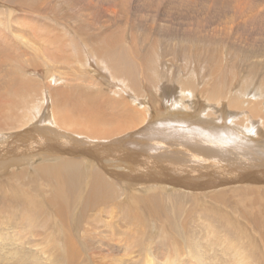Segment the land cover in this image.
<instances>
[{"label":"bare ground","instance_id":"1","mask_svg":"<svg viewBox=\"0 0 264 264\" xmlns=\"http://www.w3.org/2000/svg\"><path fill=\"white\" fill-rule=\"evenodd\" d=\"M29 2L30 6L35 5L34 10L40 11L42 9L40 6L42 2L40 4L36 0H29ZM64 4H67V1L55 0L57 10H54L52 6L49 7L54 13L51 16L52 20L58 22L61 19L58 13L66 8ZM3 13L0 15H4ZM6 16L8 17V15ZM5 23L0 19V41L7 31L11 33V35L9 34L11 39L3 40V42L7 45V51L8 49L11 50L10 53H5L4 62L8 60L13 62L12 64L10 62L11 65H9L13 80L11 83L9 82L10 86L6 88L5 92L0 94V96L3 95L0 98V164L7 163L1 158L2 155L5 157L13 156L20 163L14 168L8 169L6 167L3 172H0L2 174L0 177V264H46L43 262L45 260H48L49 264H78L79 259L76 258L87 249L89 252L94 250L106 251L112 257V264H129L130 259L127 256L135 254V251L139 247H143L144 244L153 245L158 254H179L186 249L190 254H196L193 243L196 238V240L202 239L222 243L223 250L221 252L239 254L240 264H253L244 254H254L253 258H260V254H264V160H262L264 157H258L261 158L260 161L262 160L263 166H260L262 163L259 162L256 165L247 164L251 168H259L257 170L260 173L257 170V172L238 170L235 173H238L236 180L240 182V186L228 187L229 184L227 185L225 180L219 183L217 181L218 184L215 185V188L218 186L220 188L214 189L209 195H206L208 193L206 189L213 186L212 184L202 181L192 182L194 184H189L183 180L175 181L180 178L167 170L166 167L170 169L169 166L160 165L157 161H163L162 157L147 155L145 151H140L141 154L137 152L139 157L129 158L128 153H124L122 148L142 149L140 142L142 138L139 135L143 131L147 132V124L138 126L139 129H134L137 126L128 129L126 124L127 127H124V131L126 128L131 130L127 133L129 143L126 142L128 140L121 139V137L112 139L114 134L120 132L118 130L110 131L108 124L116 121L117 117L111 116L106 125L96 127V113H101L103 103L90 93L78 91V86L72 90L85 97L79 100L85 104V107L74 100L71 94L52 86V80L48 81L47 88L51 90L53 96L51 102L53 112L42 114L43 117L38 118L37 114L33 112L35 108L33 96L37 84L43 83L39 78V76L43 77V71L38 68L39 63L45 58L51 61L60 58L51 53L52 50L49 51L48 46L59 45L61 48V42L69 41L70 37L63 40L64 36L62 37L58 32L52 34L53 26L52 28H44L42 32L34 33V28L27 24L21 26V29L26 30L24 32L22 30L14 31L9 28L11 24L6 26ZM105 25L108 24L105 23ZM75 33L80 44H83L87 49L86 54L89 55L88 58L87 55L83 58L73 52L70 55L76 62L83 63L90 60L97 63L105 62L112 69L110 72L113 76L127 78L126 80L133 88L136 84L134 80L135 69L137 68L138 71V66H140L143 72L147 68V64L150 66L147 59L143 62L142 54L138 52L141 47H138L136 40H132L133 45L131 42L128 48L122 45L119 47V43L117 44L119 48L113 46L117 41L123 39L126 42L127 30H121L118 34H106L105 36H111L110 38L105 37L106 44L101 40L104 38L103 34L99 38L98 35L93 36V33L92 36L78 31ZM140 38L143 39L142 36ZM180 38L184 40H178V43L173 41L175 44H172V40L168 39L164 40V43L159 41L158 44L161 43L160 45L157 47L153 45L152 47L162 52L164 57L168 54L172 56L173 60H181L183 62L181 69L188 71V73H194L191 76L193 78L192 83L187 81L184 83V87L182 86L183 90H190L193 83L204 80L206 71L212 72L213 60L221 58L219 53L214 50V46L203 41L205 39L200 41L189 37L187 39ZM73 39H76V36ZM99 42H103L102 44L108 47L99 45ZM218 42L214 43L219 45ZM67 46H70L68 42L65 47L63 45L62 49L67 48ZM159 47L161 49H157ZM185 47H192L193 50H185ZM59 51L63 53V50ZM190 54L193 55V60L188 61L187 58ZM70 55L69 57H71ZM131 56L141 57L137 61ZM2 58L3 56L0 61ZM242 58L246 65L247 62H250L248 53L243 54ZM65 60H68V57ZM192 62L197 65L192 64L191 66ZM221 62L223 61L221 60ZM23 64H28L31 67L27 68ZM0 65L2 64L0 63ZM252 68H256V66L248 63L247 69ZM261 69L264 72V65ZM24 71L29 75L32 74L33 77L27 78ZM220 76L225 77L228 81H224V78H218L219 84L212 93L215 96L221 94H219V87H223L225 82L229 83L231 89L234 87L227 75L220 74ZM184 80L181 81L184 82ZM262 81H264V77L255 78L254 75L242 74L234 82L240 83L241 87L239 86L238 93L243 92L242 94L245 95L246 87L252 88V85H256L257 90L264 94ZM156 98L151 99L154 109L156 103L159 102ZM234 102L236 104L237 100L234 99ZM244 105L246 104L244 103ZM68 107L81 110L80 116L75 120L77 128L71 124L73 121L70 116L62 111L63 108L65 110ZM240 108L241 111L244 109L241 106ZM20 110L22 113L19 112ZM168 110L167 108L164 109L159 116L162 118L170 115L171 111ZM225 110L219 109L222 122H226L223 120L226 117L224 116ZM253 111H244L247 113L245 116L252 117L261 113L258 114V111L253 115ZM176 114L180 115V112ZM139 116L140 113L137 111L136 117H133V122H138L137 118L140 119L141 117ZM182 116L183 112L178 117ZM261 116L244 126L248 129L254 127L256 129L259 121L264 119ZM154 118L157 119L155 114L149 117L152 120ZM237 120L239 121L238 118ZM18 123H22L21 126H19L20 124L17 125ZM117 125L119 126V124ZM126 125L124 124V126ZM230 127L232 126L230 125ZM70 128L77 129L78 134L76 135L82 136L88 142L81 144L70 140L72 134L69 133L71 132ZM94 139L100 141L91 144L92 147H87ZM56 141L64 142L68 148L66 150L50 148V145ZM214 144L216 143L214 142ZM9 148L11 149L8 150ZM40 149H44L48 153L46 158L41 160L44 163L31 164L38 156L34 153ZM242 152L244 153V151ZM17 154H25V157H17ZM239 155L237 154L236 158L241 159ZM245 155H247L246 152ZM256 155L258 156V154ZM254 158L256 157L254 156ZM220 164L222 165V163ZM160 167H164L162 171H160ZM25 168L32 170L28 171ZM215 174H218L217 171ZM190 177V179H195L194 176ZM196 178L198 179V177ZM229 193H235L236 199H231ZM206 197H210V199H206ZM102 227L107 229L102 230ZM21 228L28 232V236L20 238L18 235L11 234L12 231L19 233ZM103 237L107 240H100ZM94 239H98L95 245L92 244ZM256 241H260V244ZM191 244L192 248L190 247ZM210 246L212 248V244ZM198 247L203 254L199 245ZM113 254H122V256L113 257Z\"/></svg>","mask_w":264,"mask_h":264},{"label":"rangeland","instance_id":"2","mask_svg":"<svg viewBox=\"0 0 264 264\" xmlns=\"http://www.w3.org/2000/svg\"><path fill=\"white\" fill-rule=\"evenodd\" d=\"M65 1H67V4H64V7L66 8L60 10L58 13L61 19L57 22L51 19V16L54 13L49 9V7L52 6L54 10H57L55 0H36L38 4L42 2L40 4L42 7L40 11L34 10L35 5L30 6L29 0H0V14L4 12V15H0V19L4 21V23L7 21V23H5L6 26L11 24L9 28L12 30H22L25 32L26 30L21 29V26L27 24L29 27L34 28V33H37L42 32L44 28H52L53 26L51 30L52 34L58 32L62 37L64 36L62 38L63 40L64 38L67 39V37L71 38L68 39L69 41L65 40L64 43L61 42V48L59 45L48 46L49 51L52 50L51 53L60 58L54 59V61L45 58L39 63L38 68L43 71V77L38 76L43 83L39 85L36 83L37 87L34 88L35 92L33 96L35 103L33 112L37 114L38 118L43 117L42 114H50V112H53L51 103L53 96L51 90L47 88L48 81L52 80V86L71 94L74 100L78 101L81 106L85 107V104H82L79 101L85 97L81 93L72 90L78 86V91L81 90L90 93L92 96L100 99L103 103L101 113H96V127L99 128L102 125H106L107 120L111 116L117 117L116 121L114 120L112 124H108V129L110 131L118 130L120 132L119 134H114L111 137L112 139L121 137V139L128 140L127 133L131 131L128 129L135 126L137 127L134 129H139L138 126H142L146 123V129L149 134L143 131L142 134L139 135V137L142 138L140 140L142 149L122 148V150L124 153H128L129 158L139 157L138 153L141 154L140 151H145L147 155L162 157L163 161H157L160 165L166 164L165 166H169L170 169L166 167L167 170L173 172L175 176L180 178L175 181L183 180L189 184H194L192 183L194 181H202L204 183L212 184L213 186L206 189L208 192L206 195H209L214 189L220 188V186L215 188V185L222 180H225L227 185L229 184L228 187L233 185L240 186V182L236 180L238 173H235L238 170L245 172H259V170H257L259 168H251L247 164L256 165L259 162L260 164L262 163L260 166H263V162L261 161L264 160L262 158L264 157V141H262L264 140V137H262L264 136V122H262L264 119L259 121L256 129H254L255 127L248 129L244 125L257 120L256 117L258 116L262 115L261 117L264 118V94H261L260 90H257L256 85H252V88L246 87L245 95L242 94L243 92L238 93L241 86L240 83L234 81H236L242 74L254 75L255 78L264 77V72L261 69L264 65V0ZM6 15H8V17ZM15 18L18 19L16 20ZM9 19L11 20L9 21ZM46 22L47 24H45ZM20 23L21 25H19ZM105 23L108 25H105ZM118 30L120 32L121 30H127V43L123 39L122 41L120 40L121 42L117 41L113 46L119 48L122 45L123 47L125 46L128 48L131 42L133 45V41L136 40L138 47H141L138 49V52L142 54L143 62L147 59V62L150 65L148 66L147 64V68H145L143 72L142 69H140V66H138V71L134 66V69L136 68V75L134 78L136 88L131 87L130 83L126 80L127 78L113 76L111 73L112 69H110L105 62L97 63L93 60L83 63L76 62L73 59V56L70 55L73 52H75L76 55H81L83 58L87 55V49L83 44H80L75 31L83 34L85 33L86 35L90 34L91 36L93 33V36L98 35L99 38L103 35L104 38H110L111 36L105 35L118 34L120 33ZM8 32L9 31H7V33ZM7 33L0 41V56H3L0 61L2 64L0 65V94L5 92L6 88L10 86L9 82L11 83L13 80L12 73L9 70V65L13 62L9 60L4 62V58H6L5 53L11 52L9 49L7 51V45L3 42V40L11 39V33ZM74 35L76 36V39H73L75 37ZM140 36H142L143 39H141ZM180 37L186 39L189 37L194 40L199 39L200 41L205 39L203 41L214 46V50L219 53L221 58H215L213 60V65L211 64V67L213 66L212 72L206 71L204 80L202 82L198 80L193 83V85L197 87L192 85L190 90H183V87L184 83L187 81L192 83L191 80H193V78L191 76L194 73H188V71H185L184 69L183 71L181 69L183 64L181 60H173L172 56L168 54L164 57L162 52L157 51L152 47L153 45L157 47L161 44H158L159 41L164 43V40H168L169 38V40H172V42L174 41L175 43H178V40H184ZM104 38H101V40H106V38ZM71 41L73 42L71 43ZM67 42L70 46L62 49L63 45L64 47L67 45ZM174 42L172 44H175ZM214 42H218L219 45ZM102 43L103 42H99L98 44L101 45ZM118 43L120 45H118L119 47L117 46ZM104 44H106L105 41ZM104 46L108 47L106 45ZM58 49L63 50L64 54ZM157 49H161V47ZM184 49L193 50L192 47H185ZM65 51L67 52L66 55H68V60H65L67 58ZM245 53L250 55V62H247V65L242 58V55ZM69 55L72 58L69 57ZM88 56L89 55L86 57L88 58ZM131 57L132 59L139 61L141 56ZM62 58L63 60H61ZM187 60H193V55L190 54ZM221 60L223 62H221ZM248 63L254 64L256 68L250 70L247 69ZM192 64L194 66L197 65L192 62L191 66ZM5 65L7 67H4ZM14 66L16 67V65ZM23 66H26L27 68L31 67L28 64H23ZM248 70L249 72H247ZM220 74L227 75L229 80L234 84V87L233 84L231 86L235 89H231L229 83L225 82L223 87H219V94H221L215 96L212 93L219 84L220 80H218V78H224V81H228V79L220 76ZM25 75L27 78L33 77L31 76L32 74L29 75L27 72H25ZM183 79H185L184 82H182ZM153 82L155 83L153 84ZM92 83L94 84L92 85ZM262 84L264 86V81H262ZM2 96L3 95H1L0 98H2ZM155 97H157L156 100H159V102L156 103L154 109L151 99ZM233 98L237 100V106ZM244 103L246 105H244ZM238 104L244 108L242 111ZM166 108L169 109L168 111H171L170 115L161 118L159 115H161ZM221 108H223V111L227 108L224 112V116L226 117L223 119L224 121L226 120V122L221 121L219 111ZM247 110H254L252 113L253 115L258 111V114L261 113L257 116L249 117L248 115L247 117V115L245 116L247 113L244 112ZM62 111L70 116L73 121L71 124L77 128L75 120L80 116L81 110L68 107L65 110L63 108ZM137 111L140 113L141 117L139 116L140 119L137 118V120H139L138 122H133V117H136ZM19 112L22 113L21 110ZM178 112H180V115L176 114ZM182 112L183 116L178 117L182 115ZM184 112L186 115H184ZM152 114H155L157 119H149ZM190 115L192 116V119H190ZM159 118L161 120H158ZM21 124L22 123H18L17 125L21 126ZM117 124H119V126ZM124 124L128 125V129L126 128L128 131H124V127H127V125L124 126ZM230 125L233 128L230 127ZM75 128H70L71 132L69 133H72L70 140L81 144L87 143L88 140L82 136L76 135L78 133ZM253 130H255V132H253ZM137 135L138 134H136V137H138ZM92 141L93 142L90 143V145H87V147H92L91 144L97 143L100 140L94 139ZM126 142L129 143L130 140ZM214 142L216 144H214ZM226 145L230 148H227ZM50 148L66 150L68 147L64 142L56 141L50 145ZM247 148L249 149L246 150ZM10 149L11 148L8 150ZM241 150L244 151V153ZM245 152L247 155H245ZM34 154L38 156L35 157V160L31 162V164L44 163L41 160H44L48 155L44 149L37 150ZM237 154H240L239 157L241 159L236 158ZM256 154H258V156ZM120 155L122 156V154ZM230 155L233 156L230 157ZM16 156H23L24 158L25 154H17ZM254 156L256 158H254ZM258 157H261L262 160L260 161L261 158ZM1 158L7 163L0 164V172H3L6 167H8V169L14 168L15 165L20 163L13 156L5 157L2 155ZM219 162L222 163V165ZM219 166L222 167L218 168ZM110 167L114 168L112 165H110ZM163 168H161L160 171H162ZM25 169L28 171L32 170L31 168ZM216 171L218 174H215ZM206 174L208 175L206 176ZM1 176L2 174L0 173V177ZM190 176H194L195 179H190ZM196 177H198V179ZM233 177L236 181H233ZM229 196L231 199H236L235 193H229ZM206 199H210V197H206ZM101 229L105 230L107 228L102 227ZM11 234L14 236L18 235L20 238L28 236V232L25 231L24 228H21L19 233L12 231ZM196 239L193 242L196 248V254H190L187 249L179 254H158L153 245L144 244L143 247H139L135 251V254H129L127 258L130 259L129 264H240L239 254H224L221 252L223 250L222 243ZM100 240L105 241L107 238L103 237ZM97 242L98 239H94L92 244L95 245ZM256 242L260 244V241ZM197 244L200 246L203 254H201ZM210 244H212L213 249ZM190 247L192 248V244ZM113 253H115V251H113ZM120 256H122V254H113V257ZM244 256L249 258L250 262L253 264H264V254H260V258H253L254 254H244ZM76 259H79L78 264H112V257L104 250H94L89 252L87 249L86 251H82V254H79ZM43 262L49 264L48 260Z\"/></svg>","mask_w":264,"mask_h":264}]
</instances>
